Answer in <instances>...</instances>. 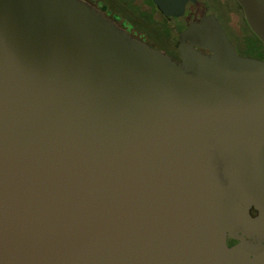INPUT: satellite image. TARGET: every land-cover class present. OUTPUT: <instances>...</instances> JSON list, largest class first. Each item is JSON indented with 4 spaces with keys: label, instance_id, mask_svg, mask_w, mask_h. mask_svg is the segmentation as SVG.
<instances>
[{
    "label": "water",
    "instance_id": "obj_1",
    "mask_svg": "<svg viewBox=\"0 0 264 264\" xmlns=\"http://www.w3.org/2000/svg\"><path fill=\"white\" fill-rule=\"evenodd\" d=\"M237 2L264 43V0ZM177 46L0 0V264H264V60L214 15Z\"/></svg>",
    "mask_w": 264,
    "mask_h": 264
},
{
    "label": "rangeland",
    "instance_id": "obj_2",
    "mask_svg": "<svg viewBox=\"0 0 264 264\" xmlns=\"http://www.w3.org/2000/svg\"><path fill=\"white\" fill-rule=\"evenodd\" d=\"M238 4L237 0H185L184 2L185 11L191 24L200 22L205 16L214 15L229 39L232 40L230 41L239 55L264 60V43L248 27L242 13L239 11L233 15L232 21L229 20V10L239 8L240 4ZM172 19L174 20L173 17ZM171 22L173 23V21ZM171 22L162 14L157 13L147 21L148 24L145 26L149 38L168 51H172L173 43L176 42V34L170 28ZM239 25H242L241 29H239ZM236 29H239V32Z\"/></svg>",
    "mask_w": 264,
    "mask_h": 264
},
{
    "label": "flooded vegetation",
    "instance_id": "obj_3",
    "mask_svg": "<svg viewBox=\"0 0 264 264\" xmlns=\"http://www.w3.org/2000/svg\"><path fill=\"white\" fill-rule=\"evenodd\" d=\"M84 1L96 7L98 10L102 11L103 13H105L118 26L127 30L132 36L147 42L152 47L158 48L166 52L168 55H170L173 59L177 61L181 60V54L179 52L177 44L180 38V32L184 30L188 26V24H190V18L188 17L186 11L184 16H182L181 18H174L173 20L172 18L167 17L159 9V7L157 6L154 0H84ZM239 11L242 13V17L245 20L243 9L240 5L239 8H231L229 10L228 12L229 20L232 21L233 15L239 13ZM157 13L162 14L164 17L168 19V21L170 22L173 21V23L171 22L172 25L170 26V28L173 31V33L176 34V42L175 43L172 42L173 43L172 51H168L164 49V47L160 46L152 39H150L145 30L146 29L145 26H147L148 24L147 21L149 19L151 20V18L157 15ZM241 26L242 25H239V29H241ZM239 29L236 30L239 32ZM195 47L205 52L208 51L198 46ZM252 213L256 214L257 212L254 209H252Z\"/></svg>",
    "mask_w": 264,
    "mask_h": 264
},
{
    "label": "trees",
    "instance_id": "obj_4",
    "mask_svg": "<svg viewBox=\"0 0 264 264\" xmlns=\"http://www.w3.org/2000/svg\"><path fill=\"white\" fill-rule=\"evenodd\" d=\"M260 40V39H259ZM261 41V40H260Z\"/></svg>",
    "mask_w": 264,
    "mask_h": 264
}]
</instances>
